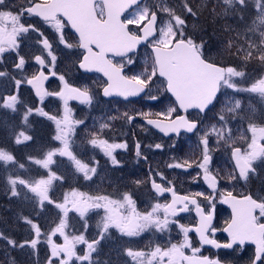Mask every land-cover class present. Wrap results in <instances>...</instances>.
Masks as SVG:
<instances>
[{
	"label": "snow or ice",
	"instance_id": "6c2138e0",
	"mask_svg": "<svg viewBox=\"0 0 264 264\" xmlns=\"http://www.w3.org/2000/svg\"><path fill=\"white\" fill-rule=\"evenodd\" d=\"M28 6H17L18 10H13L11 6L5 4V0H0V62L3 61V54L9 50L16 51L18 61L14 63V68L22 71L25 66V57L19 54V38L26 33L39 32L32 24H25L22 18L28 16L40 17L46 24L55 29L59 34V42L67 49H82V54L75 62L79 69L84 71H96L103 73L106 77L103 95L136 96L154 82V78H163L165 90L175 97V104L185 113L189 109H198L203 113L209 106L214 107V101H218V94L223 95L222 89H232L235 93L254 94L258 98L260 109L251 102L247 105L248 112L255 116L258 111L264 113V74H261L248 87H241L240 82L235 78L246 76L244 71L236 67H222L217 63L210 62L203 54V43L197 44L191 37H186L184 32L185 19L177 14L173 8L166 6V0H158L157 3L147 4L142 0H24ZM225 5H245L246 0H223ZM183 10L193 16L196 15L188 0H183ZM258 15L253 21V28L248 31L264 29V0H256ZM129 9H134L130 16L122 19V16ZM158 13L168 17L167 20L159 21ZM70 25L75 30L78 39L76 44L69 43L65 39L64 29ZM130 26H136V31H131ZM43 39L39 41L42 45V52L46 56L36 55L34 60L39 65V70L30 77L15 79L7 71H0V77H7L14 81L16 91L7 96L0 95V108L17 111L19 100V89L21 84L31 85L36 95L43 101L46 96H57L63 101V114L50 115L43 108L27 107L23 113V125L27 126L29 116L35 111L41 116H46L55 124L54 141H58L60 146L54 147L43 153L42 158L29 156L28 159L34 164L47 170V174L31 180L23 179L20 176H8L7 183L10 185L12 196L20 195L17 190L22 186L32 193L43 207L45 202L54 204L62 215L59 222L48 233H42L38 224L31 219L24 217L27 224L34 230L35 236L29 241L20 244L35 249L41 235H45L50 246V256L47 264H53L54 259L58 264H73V258L77 261L87 262V264H101L100 261L93 260V253H97L101 240L105 239L110 229H116L122 237H136L150 229L164 233L170 229V225L177 224L173 218L181 212L189 211V205L195 206L198 222L193 226L179 224L182 239L176 243L169 240L166 246L155 244L148 250L133 249L131 247L123 250V255L130 260V264H221L219 259H212L208 256L200 255L201 247L211 245L214 248L232 249L234 245L243 246L246 242L255 245V251L251 264H264V197H257L249 193L247 195H234L232 191L220 193L222 203L231 207V218L224 222L223 232L227 233L228 240L220 243L214 238L219 230L213 225L215 204L213 198L204 197L208 200L212 210L206 211L204 207L193 196H181L175 191L171 181H167L162 173H157L168 185L165 187L157 183L153 178L151 186L158 195L171 193V202H156L150 209L140 211L137 208L136 200L129 192L120 193L118 198L112 195H90L79 191L76 188L64 193L63 200L56 202L52 200L50 191L56 181L64 179L52 170L56 163L55 157H66L75 174H82L84 180H92L97 174L99 162L94 158L86 162L74 151L73 137L76 135L78 125L83 124L82 120H74L72 109L69 107L70 100H78L83 104H91L93 96L88 87H74L65 78V75L58 76L62 87L58 92H48L44 87V82L49 75L56 77L55 71L57 57L53 53L52 43L42 32L39 33ZM259 43L251 40L247 41V48L243 45L237 47V52H244V60L250 62L256 60L264 67V30L259 32ZM151 40V64L136 75H124V63H115L114 58L120 57L127 64L134 63L131 55L135 53L137 46L142 42ZM233 46V41L228 42V47ZM50 58V59H48ZM45 69H48L46 75ZM150 99H156L151 96ZM251 100V97H250ZM229 107L221 110L217 117V124L211 125L207 131L199 138V145L202 147V159L198 162V167L203 171V179L213 190L217 189L218 179L209 168L211 155L209 149V138L216 137L217 143H223L230 149V158L233 161V172L229 173V180L248 181L251 174H254V162L264 161V123L250 122L245 129L250 133V137L242 135L234 137L232 129L227 127L230 119L241 117L245 111V106L240 99H231ZM177 107H170L166 112L157 113L158 119H148L149 113L142 114L147 123L154 125L166 135L175 133L179 135L181 130L194 132L198 129L196 120H189L186 115H175ZM224 112L230 113L231 117L226 119ZM127 120H133L132 116L124 114ZM110 127L109 123L100 125V129ZM33 137L26 134L24 130L15 133V143L21 144L32 140ZM238 141L240 146H237ZM86 145H91L92 149H99L105 156L109 157L113 165L119 161L113 155L116 149L127 148L126 143L109 142L103 138L100 132H92L85 141ZM160 148L161 145H155ZM137 156H140V145L136 144ZM0 161L5 165L17 164L15 156L0 148ZM192 165L185 161L183 164H170L168 167L184 168ZM24 168V164H19ZM140 184L141 181H136ZM203 196V193L196 194ZM91 210H103V215L97 222L98 237L89 241L83 233L71 235L67 231L69 228V212L79 214L84 220L83 227L88 228L87 214ZM196 233L199 237L201 247H194L190 233ZM57 235L63 237V243H56L53 237ZM0 238L7 240L12 246H17L14 240L3 236ZM86 245L83 254L77 253V245ZM190 250V254L188 251Z\"/></svg>",
	"mask_w": 264,
	"mask_h": 264
},
{
	"label": "rangeland",
	"instance_id": "374dc122",
	"mask_svg": "<svg viewBox=\"0 0 264 264\" xmlns=\"http://www.w3.org/2000/svg\"><path fill=\"white\" fill-rule=\"evenodd\" d=\"M157 2L158 0H146L144 3L151 5ZM144 3H142L141 6H143ZM5 4L11 6L13 10H18L17 6H28L26 3H24V0H5ZM166 4H168V2H166ZM168 7L170 6L168 5ZM133 10L134 9H131V11L126 13L123 19L129 17ZM167 19L168 17L166 15L158 13V27L159 21ZM22 22H24L25 24H32L37 29H39V32L30 31L29 33L23 34L19 38L20 48L18 51L20 55L25 57L26 61L24 69L22 71H18L14 68V63L18 61V57L16 55V51L9 50L8 52L3 54V61L0 62V71H7L12 77H15V79H22L24 77H30L31 75H33L39 69V66L33 59L34 56L41 54L46 56V53L42 52V45L39 43V41L43 39V37H41L39 33L42 32L44 34V37L48 38L50 43H52L53 53L57 57L55 66L57 76L54 77V79L47 85L48 92H58L60 90L62 84L59 81L58 76L63 74L65 75V78L68 80V82L74 87H88L93 96L91 104H83L78 100L69 101V107L72 109L73 119L82 120L84 122L83 124L77 126L76 135L73 137V151L81 159L88 162V159L90 160L89 155L92 152V146L86 145L85 141L90 137V134L92 132H100L104 138V135L109 132V129L105 128L101 130L100 125L106 123L107 120H113L115 117L120 118V107H116L114 103L106 104V102L101 101L102 99L100 98L98 92L100 87H102L105 82L100 76H82L80 73H78L75 62H78V59L82 54L81 51L80 53L77 48L67 49L63 44L59 42V34L56 33L55 29H53L45 22H42L36 18L34 19L32 16H28L27 14L22 18ZM131 31H136V26H131ZM64 35L65 39L69 43L76 44L77 38L68 30L67 26L64 29ZM187 35L188 34L185 33L186 37H193L192 35ZM217 57L218 54H213L214 59H216ZM131 58L134 61V63L131 65L127 64L123 59H114L115 63H124V65H129V71H127V73L125 72L127 76L136 75L142 72L146 66L151 64V52L148 48H142L138 54L131 55ZM45 72H48V69H45ZM253 81L249 82L245 87H248ZM150 86L151 92L149 96H155L157 98L156 102L151 104L145 102V100L141 98L135 102H127L126 104H123V106L126 107H123L121 112L123 114L127 113L128 116L135 115L134 117L132 116L133 120L136 117H141L140 121L144 123L142 121V119L144 118L142 114L149 113L150 115L157 116V113L166 112L170 107H176L175 104H173L172 100L164 94V87L157 78H154V82L150 84ZM15 91L16 89L14 81L9 80L7 77H0V95L7 96L9 94H13ZM228 91L229 92L225 96L220 98L217 106L210 113H207V116L205 115L206 118L203 127H200L195 135L189 136V138H187L185 135H182L178 139L171 138L164 140L157 135L152 136L150 134H147V132L145 131L146 128H144V125L138 120L133 122L131 120L132 127H129L130 121L127 120L124 115L121 120V125L119 124L118 126H116L115 130L119 133H127L128 138L131 140L132 147L137 132L143 134L144 137L142 135L138 136L139 141H141L142 143H146V141L144 140L146 139L149 144H152L154 151L158 155H156L158 157V167L157 171H155L156 174L154 173L155 178L153 177L156 182L163 184L165 187L168 186L165 181L157 175V173H162L163 177L166 178L167 181H171L172 185H175L179 190L184 191L188 195L197 197L202 204H205V206H209V202L208 200H205L204 197L213 198L212 202L216 205L221 199L220 193L226 191H232L233 194H243L245 192H250L253 196L264 197V161L254 162L253 166L256 171L254 174L250 175L247 182L239 179L235 181L229 180L228 175L229 173L233 172V165L230 159V149L226 148L223 143L218 144L214 135L209 139L210 155L212 156L209 168L214 175H217L218 188L215 192L209 191L205 187L203 171L198 167V162L202 159V147L199 145L200 136H202L204 131H207L208 128H210L213 124H217V127H219L220 125L217 122V117L219 114H221V110L230 106L228 102L231 99H239L235 97V92L232 89H228ZM19 100L20 103L17 105L16 112H13L10 109L2 108L3 110H6V115H14L19 122V125L16 127L14 132L12 126L14 124H7V128H9L8 131L0 128L2 133L0 134V137L2 135L9 136L10 132H13V143H15V133L23 130V127L25 126L23 125L22 117L27 107H31L33 109L41 107L50 115L59 116L63 114V101L59 97L50 95L44 97L43 101H41L40 99L38 100L37 98L32 96L25 83L21 84L20 86ZM244 101L246 102L244 104L245 111L240 114L243 118L230 119V122L227 124V127L232 129V134L234 137H240L242 135L250 137L251 134L245 132L248 123H262L260 121L258 122L257 120V117L261 114L260 111H258L257 114L253 116L247 110V105L249 104V102H251L253 105H256V107L260 109L258 98H255L254 94H249ZM176 113H174L173 116ZM223 114H225L226 119L231 117L230 113L224 112ZM31 115V117L29 116L28 118L27 129L25 130L26 134L30 136L33 135L30 130H32L34 124L30 121V118H34V120L38 119V121H41V123L47 126L50 133L49 139L51 140V144L49 147H39L40 144L25 147L24 149L26 150V152H22L25 155V158L18 157L17 164L10 163L8 165H5L2 161H0V181H2L0 183V197L4 199L0 202V209L8 210L10 212V216H8V218L3 217V214H1L0 212V217L2 218H0V233H3L4 237L14 240L17 245L12 246L7 243V240L0 238V264H47L51 250L50 246L47 243L45 235H41L35 249L31 248L28 245H25V247L23 248L19 247L20 244L33 239L35 236L34 230L29 224L25 222L24 217H27L34 223L38 224L41 228L42 233H48L51 228L59 222V217L60 215H62L60 210L57 209L54 204L45 202V205L41 207L34 195L28 192L27 189H24L22 186H18L17 188V190L20 192V195L12 196L10 185H8L7 183L8 176L10 175L20 176L21 178L27 180L39 178L40 176L46 175L47 170L34 164L31 160L28 159V157L31 156L42 158L44 152L51 148L60 146L58 141L53 140V137L55 135L54 122L49 120L46 116L39 115L35 111H33ZM3 121H5V118H3V114L0 113V127L3 126ZM132 128H134V130ZM145 136L147 137L145 138ZM32 137L34 139V136ZM31 141L33 140H30V142ZM26 142H23L21 144L15 143V145H22ZM157 144H160L161 147L156 148L155 145ZM237 146H240L239 141L237 143ZM132 147L130 148V150H132ZM3 149L9 151L6 148ZM40 149H42V151H39ZM96 152L102 151L96 149ZM101 157H103L101 159V161L103 162L99 163V166L102 168L104 167L103 163L105 158L103 155H101ZM54 159L56 163L52 166V170L57 173L60 170L62 172L61 175L64 177V179L62 182V187H57L58 185L56 184V182H54L52 188V197L54 199L51 197L52 200L61 202L63 200L64 193L69 192L73 188L92 195V189L91 191H89V180H84L82 174H75L66 157L57 156ZM185 161L192 165V172L189 171L185 173L178 170V168L168 167V165L170 164H183ZM19 164H24L25 167L20 168ZM121 174L122 173H119L118 175ZM144 175V190L147 193V191L150 192V189L148 186L146 174ZM101 177H104L103 171L101 173ZM123 180L124 179L120 180L121 183L123 182ZM67 181L69 182L68 184H66ZM111 183L113 185L110 186L119 185L118 182L112 181ZM83 184H85L84 189ZM135 184L137 183L135 182ZM198 193H203L204 195L197 196L196 194ZM22 196V205H12L14 200L20 199ZM168 198L169 197L166 196V198L159 200V202L162 204L166 203V199ZM154 203H156L154 199H149L150 206ZM25 209L29 210L27 215L25 213ZM31 210L32 212L34 210L32 218H30L29 215V212H31ZM102 215L103 210H91L86 217L88 228L87 230H85L83 227L84 220L79 217V214L75 212H69V228L67 231L71 235H79L83 233L86 239L90 241L89 230L91 227H93V233L95 234V236L98 234L99 230L96 225ZM45 220L47 221V225L49 223V226L45 225ZM21 225L24 227H20ZM137 237H126V239L122 241V246L108 247L104 253H93V256L97 261H100L101 264H130V260L122 254L123 250L125 249L124 247H126L124 245L127 244V248L131 247L133 249H140V247L147 246V244L151 242H157V244L166 246L167 244L165 243L175 237L177 242L180 241L182 239V233L179 230V226L174 227V225H170V229L164 233L155 231V234H148L144 232ZM53 239L56 243H63V237L59 235L53 237ZM166 240L168 241L165 242ZM138 244L141 245H139L137 248L136 245ZM84 251H86V245H77L78 254L82 255ZM53 264H58V261L54 259ZM73 264H87V262L77 261L75 260V258H73Z\"/></svg>",
	"mask_w": 264,
	"mask_h": 264
},
{
	"label": "flooded vegetation",
	"instance_id": "af4514ba",
	"mask_svg": "<svg viewBox=\"0 0 264 264\" xmlns=\"http://www.w3.org/2000/svg\"><path fill=\"white\" fill-rule=\"evenodd\" d=\"M82 76H85V75H82ZM160 83L164 87L163 80H161ZM149 92H151V87H148L147 94H146V97H144V99L151 97L149 96L150 94ZM116 101H118V103H116L115 106L120 107V110H119L120 118L115 117L113 120L106 121V123L110 124V127H108L109 132L104 135V138L108 139L109 142L126 143L127 148L116 149L114 151L113 155L115 156L116 160L119 161L117 165H113L110 158L105 156L103 152H96V149L95 150L91 149L92 152L89 155L90 160L94 158L95 161H98L99 163H101L103 162L101 161V159L103 158L101 157V155H103L105 159L103 163L104 167L101 168L100 166H98L97 174L94 175L92 180L89 181V191H91L92 189L91 191L92 195H112L113 198H118L120 193L129 192L132 194L133 199L136 200L138 210L145 211L151 207L149 205V199H154L155 202L157 201L159 202V200L166 198V197H157L151 191L149 192L147 190L146 191L148 195H145V190H144V181H143V177L145 176L144 174H146V178L148 180V186H149L150 177L152 176L155 178V174H156L155 171H157V167H158V164H157L158 155L154 151L152 144H149L146 139L144 140L146 141L147 144L139 141L138 136H141V135L143 136V134H140L139 132H137L136 138L134 140L133 147H132L131 140L128 138L127 133L116 132L115 130L116 126H118L119 124L121 125V120L124 115L121 112V110L123 109V107H126V106H123V104L127 103V102L120 101V100H108L106 101V104L115 103ZM102 102L104 101L102 100ZM189 115H190V118L192 117L197 118L198 114L196 112H189ZM131 116L134 117L135 115H131ZM148 117H156V116L149 115ZM140 118L141 117H136L133 121H136V120L140 121ZM205 118L206 117H202L199 119V124L201 125V128L203 127L205 123ZM132 122H129V127H132ZM142 124L144 125L143 127L146 128L145 131L147 132V134H150L152 136H155V135L159 136L157 133L153 131V129L149 125L144 124V123ZM132 129L134 130V128ZM146 137L147 136H145V138ZM137 143H139L140 145V149H139L141 153L140 156H137V149H136ZM131 147H132V150H130ZM90 160L88 159V161ZM102 171L104 173V177H101ZM119 173H122V174L118 175ZM122 179L124 180L121 183L120 180ZM112 181L118 182L119 185L110 186V185H113L111 183ZM136 181H141L140 185L135 184ZM62 182L63 180L56 181V184L62 185ZM176 190L178 192L185 193L184 191H181L177 188ZM249 193L248 192L247 193L245 192L243 194L236 193L235 195H245ZM52 195H53V190L50 191V196L52 197ZM254 198H257V197L254 196ZM167 201L168 199H166V203ZM199 203L201 204L202 207L205 208L206 211L211 210L210 206H205V204H202L200 200H199ZM230 217H231L230 210L223 205L222 200L220 199L219 202L215 205L214 219H213V225L217 229H219L216 232L214 238L218 240L220 243H225L228 240V236L225 234V232L222 231V229L224 227V222L226 220H229ZM173 219L178 221L177 224H172L174 225V227L178 226L179 224H183L185 226H193L197 223V219L192 212L191 205H189V211L183 214H179ZM45 225H47L46 220H45ZM47 226H49V223ZM155 231H156L155 229H150L146 231L145 233L155 234ZM93 232H94V229L93 227H91L89 230L90 241L98 237V234L95 236ZM189 235L191 239L193 240V246L201 247L197 236L193 232L190 233ZM175 238L171 239V242L176 243L177 240ZM125 239L126 237H122L121 234L118 232V230L110 229L105 239L101 240L97 251L104 253L108 247L122 246V241ZM167 241L168 240H166L165 242ZM168 242L165 244H168ZM155 244H157V242H151V243H148L147 246L140 247V249L147 250L149 247L155 246ZM139 245L141 244L136 245V247L138 248ZM124 246H126L124 248H127V244ZM187 251H188V254H190V250H187ZM254 251H255V248L250 244H244L243 246L234 245L232 249L219 248L216 250L210 247L203 246L201 247L200 255L208 256L209 258H212V259H219L221 261V264H251V259L253 258ZM93 260L96 261L94 256H93Z\"/></svg>",
	"mask_w": 264,
	"mask_h": 264
},
{
	"label": "trees",
	"instance_id": "16d2710c",
	"mask_svg": "<svg viewBox=\"0 0 264 264\" xmlns=\"http://www.w3.org/2000/svg\"><path fill=\"white\" fill-rule=\"evenodd\" d=\"M166 2H168V4H166L167 6L169 5L170 8H173L177 14L181 15L182 18L185 19V33L192 35L193 37L191 38L197 44L203 43L204 56L218 64L224 65L225 67L233 66L246 73L245 77L236 79L240 82L241 87L247 86L249 82L257 79L261 74L264 73V67H262L258 61L252 60L250 62H246L244 60V52H237V47L240 45H243L244 48H247L246 42L249 40L256 43H259L260 41L259 32L264 29L248 31V29L253 28V21L258 15L256 0H246V4L243 6L239 5L238 3L233 5H225L223 0H188L189 5L192 6L194 12H196L195 16L188 14L183 10V0H166ZM230 40L233 41V46L231 48L228 47V42ZM215 53L218 54L216 59L213 58V54ZM228 92V89H222V93L224 94H220V97L222 98ZM248 95L249 93L244 92L235 93V97L241 99L242 102H244L243 104L246 103L244 100ZM0 113H2L3 118H5V121H3V126L0 128L8 131L9 128H7V124H14L12 125L14 132L16 127L19 125V122L15 116L6 115V110H3L2 108H0ZM258 117V122L260 121L264 123V113L261 112ZM30 121L34 124L32 130H30V132L33 134L32 136H34V139H32L33 141H27L22 145H15L12 140L13 132H10L9 136L2 135L0 137V148L8 149L9 152L15 156L16 161H18V157L25 158V155L23 154L26 152L24 149L25 147L38 144H40L39 147H49L51 144V140L49 139L50 133L47 126L41 123V121H38V119L34 120V118H30ZM26 129L27 126H24L23 130L25 131ZM0 134H2L1 129ZM186 137L189 138L188 136ZM42 149L39 151H42ZM60 172L61 171L59 170V175L62 173ZM1 182L2 181H0V183ZM68 183L69 182L67 181L66 184ZM84 188L85 184H83V189ZM22 198L23 196L20 199L15 198L16 200L13 201L12 205H22ZM3 200L4 199L0 197V202ZM28 211L29 210L25 209L26 215L28 214ZM0 212L3 214V217L8 218V216H10V212L8 210L0 209ZM31 212H29L30 218L33 217L34 210L32 214ZM20 227L23 228L24 226L21 225Z\"/></svg>",
	"mask_w": 264,
	"mask_h": 264
},
{
	"label": "water",
	"instance_id": "95a60500",
	"mask_svg": "<svg viewBox=\"0 0 264 264\" xmlns=\"http://www.w3.org/2000/svg\"><path fill=\"white\" fill-rule=\"evenodd\" d=\"M130 10V9H129ZM128 10V11H129ZM127 12V11H126ZM37 17V16H36ZM123 17V16H122ZM38 19H40V20H42L40 17H37ZM68 27H69V29H70V31L71 32H73L74 34H75V30L74 29H71V27H70V25H68ZM76 35V34H75ZM77 36V35H76ZM78 38V37H77ZM150 39H152V38H150ZM149 39V40H150ZM146 42L147 41H145V42H142L140 45H138L137 46V49L139 48V46H141V45H145L146 44ZM137 49H136V51H137ZM149 49L151 50V46H149ZM80 50H82V49H80ZM83 51V50H82ZM135 51V52H136ZM78 67V66H77ZM223 67V66H222ZM79 69V68H78ZM81 72H83V73H87V74H92V73H97V74H99V75H101L102 77H103V79L106 81V77H104L103 76V73H100V72H96V71H84V70H82V69H79ZM46 73V72H45ZM46 75H47V73H46ZM50 78H51V76L49 75V78H48V80H46L45 82H44V87H45V89H47V87H46V84H47V82L50 80ZM163 79V78H162ZM26 86H27V88H29L31 91H32V93H33V95L36 97V98H38V99H40L37 95H36V92H35V89L31 86V85H28L27 83H26ZM105 86V85H104ZM167 92V91H166ZM144 92H142V93H140V94H138V95H136V96H129L128 98H124V97H122V96H118V95H114V96H109V97H105L104 95H103V88H102V90H101V96L104 98V99H111V98H119V99H121V100H123V101H127V100H134V99H137V98H139L142 94H143ZM167 94L174 100V102H175V97L174 96H172V94L170 93V92H167ZM150 101H154L153 99H151ZM176 107H177V109H178V111L180 112V114L179 115H186L187 116V113H185L183 110H181V109H179L178 108V106L176 105ZM211 106H209V108H210ZM190 110H196V111H199L198 109H189L188 111H190ZM207 110V109H206ZM205 110V111H206ZM187 111V112H188ZM201 113V112H200ZM205 112H203V113H201V114H204ZM148 119H158V118H148ZM142 121L144 122V123H146V124H148L147 123V120L145 119V118H143L142 119ZM148 125H150V124H148ZM157 133H159L161 136H163L164 138H169V137H171V136H175V137H178L180 134H182V133H185V134H192L193 132H187V131H185V130H181V132L179 133V135H177V134H175V133H169V134H165L164 132H162L160 129H158V128H156L154 125H150ZM195 131V130H194ZM232 161V160H231ZM232 163H233V161H232ZM190 169V167H184V168H180V170L181 171H183V172H187L188 170ZM151 180H152V177L150 178V181H149V185H150V189H151V191L153 192V193H155L156 195H158L156 192H155V190L152 188V186H151ZM158 183V182H157ZM206 185H207V188L209 189V190H211V191H213L209 186H208V183H206ZM177 193V192H176ZM178 195H181V196H186V195H183V194H180V193H177ZM158 196H168L169 197V201H168V203L169 202H171V199H172V197H171V193H163L162 195H158ZM190 197H193V196H190ZM223 205L224 206H226V207H228L229 208V210H230V212L232 211L231 210V207L229 206V205H227V204H224L223 203ZM183 213H186V212H181V213H179V214H183ZM193 213H194V215H195V217L197 218V222H198V217H197V215H196V210H195V206H194V209H193ZM178 214V215H179ZM194 233V232H193ZM196 236H197V238H198V241H199V237H198V235L196 234V233H194ZM226 235H227V233H225ZM247 244H251V242H246ZM251 245H253V247L255 248V245L254 244H251ZM204 246H206V247H210V248H212V249H217V248H214L213 246H211V245H204Z\"/></svg>",
	"mask_w": 264,
	"mask_h": 264
}]
</instances>
